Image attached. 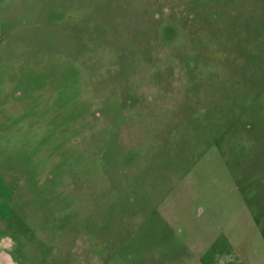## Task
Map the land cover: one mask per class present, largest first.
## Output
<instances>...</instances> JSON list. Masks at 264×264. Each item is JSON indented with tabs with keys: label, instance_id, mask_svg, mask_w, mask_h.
<instances>
[{
	"label": "rangeland",
	"instance_id": "1",
	"mask_svg": "<svg viewBox=\"0 0 264 264\" xmlns=\"http://www.w3.org/2000/svg\"><path fill=\"white\" fill-rule=\"evenodd\" d=\"M0 264H264V0H0Z\"/></svg>",
	"mask_w": 264,
	"mask_h": 264
}]
</instances>
